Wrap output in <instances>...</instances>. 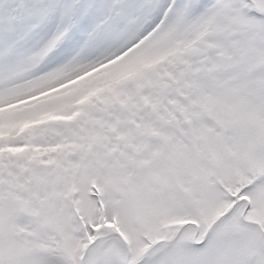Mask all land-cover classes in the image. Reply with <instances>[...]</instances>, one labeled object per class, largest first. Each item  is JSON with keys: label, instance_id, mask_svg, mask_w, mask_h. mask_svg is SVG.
Segmentation results:
<instances>
[{"label": "snow or ice", "instance_id": "1", "mask_svg": "<svg viewBox=\"0 0 264 264\" xmlns=\"http://www.w3.org/2000/svg\"><path fill=\"white\" fill-rule=\"evenodd\" d=\"M0 264H264V0H0Z\"/></svg>", "mask_w": 264, "mask_h": 264}]
</instances>
